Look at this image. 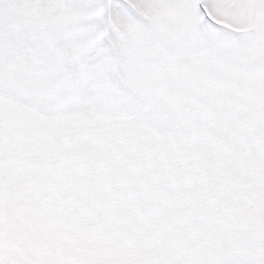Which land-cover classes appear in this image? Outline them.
Here are the masks:
<instances>
[{
  "label": "snow or ice",
  "instance_id": "snow-or-ice-1",
  "mask_svg": "<svg viewBox=\"0 0 264 264\" xmlns=\"http://www.w3.org/2000/svg\"><path fill=\"white\" fill-rule=\"evenodd\" d=\"M0 264H264V0H0Z\"/></svg>",
  "mask_w": 264,
  "mask_h": 264
}]
</instances>
